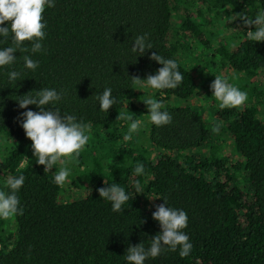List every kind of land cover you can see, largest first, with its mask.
<instances>
[{
	"label": "trees",
	"instance_id": "obj_1",
	"mask_svg": "<svg viewBox=\"0 0 264 264\" xmlns=\"http://www.w3.org/2000/svg\"><path fill=\"white\" fill-rule=\"evenodd\" d=\"M261 11L264 0H55L46 6L43 50L17 51L14 64L0 67V190L10 191L8 177H25L17 192L22 214L10 222L0 218V264H128V246L142 242L147 248L160 232L152 213L163 200L156 198L187 213L183 231L192 249L182 258L179 247L165 248L144 264H264V42L248 40L254 26L245 29L236 19V13L254 19ZM145 33L152 49L132 52L136 36ZM0 41V48L12 46L10 38ZM24 46L30 49L31 42ZM187 50L194 55L190 61L183 59ZM153 51L177 62L184 79L175 89L132 82L162 67L149 59ZM24 55L38 61L36 70L24 67ZM202 63L214 73L199 69ZM13 70L20 77L10 82ZM226 71L234 72L248 100L237 108L217 106L211 128L192 104L164 103L187 99L196 87L194 74L203 80L208 72L210 78ZM207 78L203 90L210 87ZM45 87L64 93L46 109L58 108L90 129L75 160L85 163L86 189L78 198L60 196L62 186L54 181L60 165L44 170L36 163L18 119L39 110L20 109L18 96ZM105 88L116 101L108 112L96 99ZM148 98L162 102L170 124L143 120ZM121 112L143 122L128 140L131 121L117 119ZM153 147L160 149L155 155ZM226 147L239 155L234 163L222 154ZM138 163L144 165L140 176L134 172ZM112 183L129 195L120 212L96 191Z\"/></svg>",
	"mask_w": 264,
	"mask_h": 264
},
{
	"label": "clouds",
	"instance_id": "obj_2",
	"mask_svg": "<svg viewBox=\"0 0 264 264\" xmlns=\"http://www.w3.org/2000/svg\"><path fill=\"white\" fill-rule=\"evenodd\" d=\"M54 7L55 0H0V37L4 41L11 39L12 46L0 48V67L12 65L16 61L17 51L24 53H38L43 50L41 41L45 38V23L43 13L45 7ZM242 21L243 27L249 29L254 26L255 30H247V38L254 42H264V11L250 18L246 13H236V19ZM235 19V20H236ZM6 25V26H4ZM148 34L138 35L131 47L132 52H139L152 49L147 42ZM25 42H31V48L25 47ZM3 43V41H0ZM150 60L156 61L162 67L158 68L155 74H150L141 79L138 76L131 77L132 82L137 86H149L152 89L164 90L175 89L184 79L183 74L178 70V64L174 59H166L153 51L149 56ZM24 67L36 70L38 61L33 60L30 55L23 56ZM20 73L11 71L8 74L9 81H18ZM212 96L219 102L220 109L237 108L243 106L247 100L246 92L229 83L226 78L220 75L215 76L210 85ZM18 96L17 104L20 109H27L29 105H35L39 110H27L20 114L22 119L21 127L27 139L31 141L32 153L37 157V164L43 165L44 170H51L54 165L59 164V171L54 176V181L63 184L67 181L70 169L67 165L76 160L82 150L89 142V127L77 121L73 115H62L58 108L46 109L45 106L62 99L64 93H58L55 89L40 88ZM99 102V109L104 112L116 102L112 97V90L105 88L101 94L96 96ZM148 109V116L152 124L164 126L172 122V116L167 111H162V102L148 98L143 101ZM2 110V106H0ZM117 119L131 121L125 140L131 139L132 133H136L141 125V120H133L131 114L121 112ZM213 131H219V126H214ZM134 172L137 176L144 174V165L137 164ZM24 175L10 176L6 180L8 192L0 190V218H9L22 214L19 207L17 192L23 186ZM135 190L142 193L143 188L136 182ZM100 198L111 202L112 210L122 211V205L129 200V195L123 187L112 183L107 187H100L96 190ZM162 199L163 203L156 205L152 213V219L157 221L160 232L150 239V246L145 247L144 243L135 246L129 245L126 249L125 259L128 264H144L149 257L155 258L167 248L175 252L179 247L180 257L190 254L192 244L189 236L183 229L187 227V213L181 209H174L167 204V198ZM144 223L141 220V224Z\"/></svg>",
	"mask_w": 264,
	"mask_h": 264
},
{
	"label": "rangeland",
	"instance_id": "obj_3",
	"mask_svg": "<svg viewBox=\"0 0 264 264\" xmlns=\"http://www.w3.org/2000/svg\"><path fill=\"white\" fill-rule=\"evenodd\" d=\"M192 46H196L195 42L191 43ZM187 53H185V55L183 56V59L190 61L193 55L192 51L187 50ZM199 52L196 51L195 55H198ZM194 56V55H193ZM206 67H208L209 71L211 72V74L214 73V70L212 67H209V64H204L202 63L199 67V69H205ZM193 70V69H192ZM207 75H210L209 72L207 73ZM207 75L204 74V76H202L201 79H205L207 78ZM218 74H214L213 77L208 76L207 80L209 85H211V83L214 81L215 76H217ZM234 72L233 71H226V73H221L220 76L222 78H226L228 80L229 83L233 84L234 86H236L237 81L236 78H233L234 76ZM262 82L264 83V77L261 78ZM194 80H195V84L196 87L193 91V93L185 100L182 99H178V98H168L164 101L165 104H192L193 107H195L196 109H198L201 113V119L203 120V122L205 123L206 127L211 128V125L215 123L214 119H213V112L215 110V108L217 106H219V102L216 101L215 97L212 96V90L211 87H209L208 89H204L202 88L201 84L203 83V80L198 79L197 73L194 74ZM262 87H264V85H262ZM262 87H260L261 89H263ZM211 90V93H209V91ZM208 94V96L206 95ZM213 109V110H212ZM148 121L149 117L147 115H144L143 120ZM146 130L147 127H145L144 132L146 134ZM147 144L145 143L144 146H146ZM223 145V142H221V146ZM225 145V144H224ZM151 146L149 145L148 147H146V149L150 148ZM151 151L154 155L156 153H158L160 151V149L158 148H152ZM233 151V152H232ZM229 147L223 148L222 149V154H228V158L230 161H232L233 163L240 158L239 155L232 150ZM151 155V154H150ZM74 160L73 164H75L74 166L71 165L70 167V174L69 177L67 178V181L64 182L63 184H61L62 186V190L60 191V196H62L63 198L67 199H74V198H78L80 196H82L84 194V191L86 189L85 186V163H81L78 164L77 162ZM70 163V164H71ZM60 168V166H59ZM64 192V194H63ZM63 194V195H62ZM66 194V196H64ZM5 220L8 219V221H12V216L9 218H4Z\"/></svg>",
	"mask_w": 264,
	"mask_h": 264
}]
</instances>
